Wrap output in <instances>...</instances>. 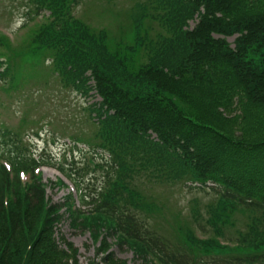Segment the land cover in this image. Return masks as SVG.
<instances>
[{"label": "trees", "instance_id": "1", "mask_svg": "<svg viewBox=\"0 0 264 264\" xmlns=\"http://www.w3.org/2000/svg\"><path fill=\"white\" fill-rule=\"evenodd\" d=\"M73 1L30 0L25 26L45 18L13 56L5 52L11 38L0 34V79L7 89L20 85L22 57L34 53L49 57V74L58 80L49 88L23 87L25 108L50 87L59 111L65 93L88 96L94 89L102 98L83 107L88 115L61 120L70 128L63 133L70 153L62 159L46 150L36 156L24 135L1 126L0 264H82L78 247L60 232L65 219L91 235L95 255L87 264H130L114 246L132 251V264H264V0H146V9L160 3L152 17L167 36L149 48L137 31L129 48L144 49L149 59L132 62L72 15ZM233 36L234 47L227 39ZM42 165L70 179L77 199L73 192L59 202L49 197V184L36 171ZM56 182L67 186L59 177ZM148 184L211 190L218 202L204 205L211 214L199 224L205 236L193 230L185 236L179 226L176 233L153 228L144 215L175 213L147 192ZM238 211L247 225L232 236L227 230ZM226 236L232 246L221 242ZM172 239L193 248L177 252Z\"/></svg>", "mask_w": 264, "mask_h": 264}, {"label": "rangeland", "instance_id": "2", "mask_svg": "<svg viewBox=\"0 0 264 264\" xmlns=\"http://www.w3.org/2000/svg\"><path fill=\"white\" fill-rule=\"evenodd\" d=\"M70 10L72 15L83 21L91 30L96 34L105 36V40H109L111 48L119 56L132 62L142 60L144 57L149 59V54L144 49L137 52V49L131 50L129 45L130 42L138 31L139 35H142L143 39L147 41V47L153 48L158 47L160 44L157 42L160 38H166L167 34L162 28L159 20L154 19L152 16L155 13V7H158L160 3L151 5L148 9L144 7L146 0H76ZM30 3V0H0V34L7 35L11 38L10 45L5 46V52L13 56L12 49H16L18 42H21L24 38L29 37L31 32L38 29L39 23L44 21L43 18L37 17L32 22L28 23L25 21L27 18V12L30 11L26 4ZM59 5L56 7L58 8ZM44 14H49L45 12ZM141 14H145L144 20H138ZM26 23V24H24ZM24 26V27H23ZM30 31L27 33L28 29ZM230 41L233 38L229 39ZM32 45V42H31ZM37 45V43H36ZM33 46V45H32ZM14 49V50H15ZM22 55V53H20ZM18 52L14 53L17 56ZM49 56V55H48ZM25 58L22 62V68L19 73L20 80L16 82L17 85L13 91L7 89V82L0 79V83L4 84L3 92L1 91L2 99L8 104V108L3 110V121L8 123H18V112L22 106L21 89L25 87L26 90L32 91L40 86L49 88V81L57 82L53 80L52 75L49 74V65L51 60L43 59L38 53H34L32 56L22 57ZM14 58L10 61L12 62ZM27 85V86H26ZM61 87V86H60ZM51 95V99L49 100ZM41 94H37L31 97L28 101L31 102L26 108V113L23 114V122L25 123L26 131L23 132L21 127L16 128L14 131H19L24 135V143L36 156L47 148V152L50 156L62 159L64 154H69V148L65 143H68V138H61L58 143L52 140V133L54 130L56 134L64 133L65 129H68L64 124L61 123L60 117L71 116L72 114L77 117L88 115V111L83 109L86 102L92 101V97L86 99L80 92L65 93L63 95L64 103L59 104L57 110L53 107V91L50 87L49 92L46 96L40 97ZM96 98V97H95ZM97 99V98H96ZM1 111V108H0ZM41 124L34 130L40 129L45 126V123H49L52 120L54 125L45 126V130L39 131V136L35 134L32 129L37 125L36 121H40ZM82 125V123H81ZM17 126V125H16ZM80 126V125H79ZM88 126V125H83ZM32 130V131H31ZM86 130H90L89 126ZM3 143L0 137V147ZM83 147V145H80ZM77 161L81 160L80 153H76ZM73 156V155H72ZM43 180L49 184L48 195L54 201H63L64 197L68 193L67 187L59 186L56 182V178L61 176V173L57 168L44 166ZM71 186V182L67 181ZM69 186V185H68ZM149 189L147 192H151L155 197L162 199L172 207V211L175 214L170 213L168 219L152 211L147 215H144V219L152 224L153 228L159 227H171L174 233L177 232L176 227H181L185 236H187L189 230L196 228L198 234L202 236L201 232L204 230L199 226L200 223L205 222L208 216L211 214L206 210L204 205L216 204L218 200L211 190V192L205 191H190L187 187L182 184L177 186H166V185H155L148 184ZM173 219V220H172ZM174 221V223H173ZM234 222V223H233ZM233 224L228 227L229 233L232 236H236L240 230H245L247 225V217L245 214L238 211L233 219ZM60 232L64 234L65 238L72 242L75 247H78V254L80 262L87 264L90 257H94L95 249L92 246L91 235L89 232L82 233L78 229H74L69 224V219H65L60 225ZM209 232L212 227L208 226ZM201 232H200V231ZM226 239L228 237L226 236ZM232 239V238H231ZM232 241V240H231ZM172 243L177 245V252H187V247H192L191 244L180 242L179 244L175 239H172ZM177 243V244H176ZM98 245H100L98 243ZM90 246V247H89ZM193 248V247H192ZM113 250L117 257L128 259V262L132 264L133 253L130 250L119 248L114 246ZM195 255L200 256L199 252L195 248ZM192 253V250H189ZM205 259L212 260L210 255H206Z\"/></svg>", "mask_w": 264, "mask_h": 264}]
</instances>
